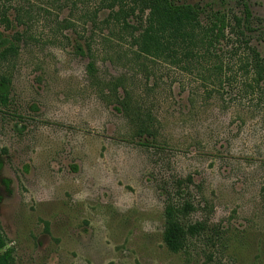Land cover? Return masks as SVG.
<instances>
[{
  "label": "rangeland",
  "instance_id": "obj_1",
  "mask_svg": "<svg viewBox=\"0 0 264 264\" xmlns=\"http://www.w3.org/2000/svg\"><path fill=\"white\" fill-rule=\"evenodd\" d=\"M174 2L230 16L243 10L239 0ZM245 3L264 57V0ZM53 29L36 23L29 46L0 66L10 85L0 108V229L8 241L0 254L12 250L13 264H264L261 112L239 102L192 104L197 82L158 63H149L147 82L128 63L129 41L102 39L108 30L92 40L90 24ZM78 39L93 53H76ZM92 61L102 84L123 75L135 82L158 119L157 142L131 138L90 74ZM169 198L193 202L186 223L205 226L180 253L163 241Z\"/></svg>",
  "mask_w": 264,
  "mask_h": 264
},
{
  "label": "trees",
  "instance_id": "obj_2",
  "mask_svg": "<svg viewBox=\"0 0 264 264\" xmlns=\"http://www.w3.org/2000/svg\"><path fill=\"white\" fill-rule=\"evenodd\" d=\"M83 1L0 0V66L29 46L36 23L52 22L57 28L53 31L57 32H78L80 25L90 24L92 40L96 33L108 30L103 40L129 41L128 63L147 82L154 76L149 63L175 69L198 84L192 104L218 100L230 109L229 104L233 102L242 106L247 103L261 112L264 130V57L252 44L253 35L260 28L245 0H239L243 7L241 14L232 16L198 5H180L174 0H93L96 2L92 7L88 0ZM66 10H69L67 17L60 19ZM102 14L106 15L101 19ZM74 49L76 53H93L91 43L87 42L85 47L81 39L76 41ZM88 67L95 83L109 91L118 110L124 114L131 138L157 142L158 119L145 106L135 82L129 84V78L123 75L102 84L97 78L95 61ZM9 91L7 79L0 77V108L8 104ZM195 211L191 201L169 198L166 202L163 241L171 252L185 251L190 240L201 235L204 224L186 223ZM213 233L220 241L225 237L221 231ZM7 246L0 229V251ZM13 263L12 250L0 254V264Z\"/></svg>",
  "mask_w": 264,
  "mask_h": 264
}]
</instances>
